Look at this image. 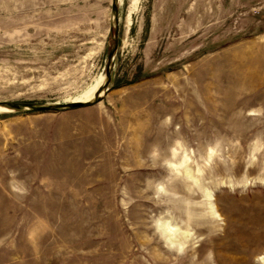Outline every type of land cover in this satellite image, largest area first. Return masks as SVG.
Wrapping results in <instances>:
<instances>
[{"label":"rangeland","instance_id":"rangeland-1","mask_svg":"<svg viewBox=\"0 0 264 264\" xmlns=\"http://www.w3.org/2000/svg\"><path fill=\"white\" fill-rule=\"evenodd\" d=\"M115 5L0 0V102L103 89L0 112V264L264 261V0Z\"/></svg>","mask_w":264,"mask_h":264},{"label":"bare ground","instance_id":"bare-ground-1","mask_svg":"<svg viewBox=\"0 0 264 264\" xmlns=\"http://www.w3.org/2000/svg\"><path fill=\"white\" fill-rule=\"evenodd\" d=\"M137 2H138V0H131V5L135 6L137 4ZM130 15H131V13L128 14L127 20L130 19ZM128 24H130L129 21H128ZM101 83H102V79L98 82V84L96 86H92L93 88L91 90H89L80 100H76V101H72V102H81L84 104L92 102L94 100L95 95L98 93L100 94L99 89L102 86ZM0 112L9 113L11 111L6 109V108L0 107ZM169 166L171 169H174L176 171L180 170L186 177L192 176L191 170H190L185 158L177 164L170 163ZM208 209H210V212L213 214L214 217H217L216 213L213 211L212 205L209 204ZM158 230H159L161 237L164 239V241L170 247L175 248L176 250H177V248L181 249L183 247V242L189 240L191 237L190 233H188V232H182L181 233L179 230V227L175 224H172L170 221L159 222Z\"/></svg>","mask_w":264,"mask_h":264},{"label":"water","instance_id":"water-1","mask_svg":"<svg viewBox=\"0 0 264 264\" xmlns=\"http://www.w3.org/2000/svg\"><path fill=\"white\" fill-rule=\"evenodd\" d=\"M116 1L113 0V12L115 14V33L113 37L114 45L112 50L110 51L108 55V62L110 63L113 59L114 53L116 52L118 48V18H117V8H116ZM110 76H107V81L104 85V89L107 90L109 85ZM99 92H103V89H99ZM95 100L99 98V93L95 95ZM86 104V103H85ZM83 105V103L80 102H71L66 104H49V105H36L32 103H15V102H0V107L6 108L10 111L20 112V111H28L32 113H44V112H57L61 110H67V109H75L79 108Z\"/></svg>","mask_w":264,"mask_h":264},{"label":"clouds","instance_id":"clouds-1","mask_svg":"<svg viewBox=\"0 0 264 264\" xmlns=\"http://www.w3.org/2000/svg\"><path fill=\"white\" fill-rule=\"evenodd\" d=\"M256 264H264V261H261V258L260 257H257L256 258Z\"/></svg>","mask_w":264,"mask_h":264}]
</instances>
